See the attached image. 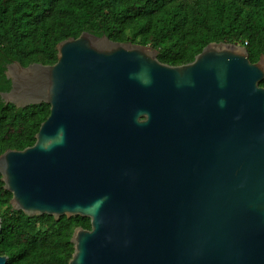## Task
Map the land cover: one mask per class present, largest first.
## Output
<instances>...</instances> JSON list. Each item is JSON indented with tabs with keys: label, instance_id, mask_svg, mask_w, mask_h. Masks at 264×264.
<instances>
[{
	"label": "water",
	"instance_id": "water-1",
	"mask_svg": "<svg viewBox=\"0 0 264 264\" xmlns=\"http://www.w3.org/2000/svg\"><path fill=\"white\" fill-rule=\"evenodd\" d=\"M55 48L4 69V103L49 105L0 153L10 208L87 217L68 264H264V55L209 42L169 65L88 31Z\"/></svg>",
	"mask_w": 264,
	"mask_h": 264
},
{
	"label": "trees",
	"instance_id": "trees-1",
	"mask_svg": "<svg viewBox=\"0 0 264 264\" xmlns=\"http://www.w3.org/2000/svg\"><path fill=\"white\" fill-rule=\"evenodd\" d=\"M82 31L149 45L169 65L191 61L209 42L242 45L255 62L264 55V0H0V91L10 87L7 63L52 64L56 44ZM48 114L46 103L17 108L0 98V153L33 144ZM10 197L0 179V255L6 264H68L72 232L89 228V219L29 217L10 208Z\"/></svg>",
	"mask_w": 264,
	"mask_h": 264
}]
</instances>
